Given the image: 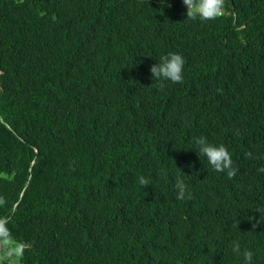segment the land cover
<instances>
[{
  "label": "trees",
  "instance_id": "1",
  "mask_svg": "<svg viewBox=\"0 0 264 264\" xmlns=\"http://www.w3.org/2000/svg\"><path fill=\"white\" fill-rule=\"evenodd\" d=\"M171 52L184 82L161 87L150 66ZM261 167L264 0L206 22L182 0H0V219L27 245L17 264H243L233 241L264 264Z\"/></svg>",
  "mask_w": 264,
  "mask_h": 264
},
{
  "label": "clouds",
  "instance_id": "2",
  "mask_svg": "<svg viewBox=\"0 0 264 264\" xmlns=\"http://www.w3.org/2000/svg\"><path fill=\"white\" fill-rule=\"evenodd\" d=\"M19 2H22V0H19ZM224 2L225 0H182L183 5L186 6V18L190 21L200 22L212 21L221 16L224 11ZM185 63V58L177 52L161 56L158 63L150 66L152 79L161 82V87H163V81L182 84L184 82L183 70ZM236 134L238 135L239 132L237 131ZM194 143L200 155L207 159L214 171L226 173L229 179L235 177L239 169L234 165L230 152L223 144H212L204 136L195 138ZM246 155L248 158H254L251 152ZM258 171L264 172V167L259 168ZM138 182L143 188L151 184L150 179L144 176L138 177ZM174 187L177 200L183 201L192 198L182 176H177ZM248 220H253V217L250 216ZM260 223L261 221L257 219L252 224V228L255 229ZM26 248L25 243L14 241L5 220L0 219V264H17ZM232 251L242 257L243 264H252L253 252L247 249L242 251L238 241L232 242Z\"/></svg>",
  "mask_w": 264,
  "mask_h": 264
}]
</instances>
